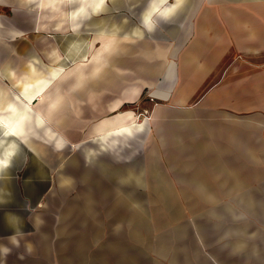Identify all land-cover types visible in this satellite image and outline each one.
Listing matches in <instances>:
<instances>
[{
    "label": "crops",
    "instance_id": "obj_1",
    "mask_svg": "<svg viewBox=\"0 0 264 264\" xmlns=\"http://www.w3.org/2000/svg\"><path fill=\"white\" fill-rule=\"evenodd\" d=\"M98 2L0 0V123L17 126L26 145L0 184L6 264H55L64 210L52 237L41 229L55 208L54 155L68 146L81 153L63 170L83 161L84 178L109 174L133 211H146L144 184L157 186L153 199L218 202L190 224L189 256L170 264H264V0H105L92 15ZM104 36L110 60L89 64L90 41L97 50ZM81 60L88 65L75 66ZM138 100L142 123L120 126L135 120L125 106ZM72 105L79 119H96L82 141L67 137ZM124 146L127 163L114 162ZM142 147L146 183L135 171ZM14 226L24 234L19 248L8 240ZM34 234L46 260L25 250ZM79 246L70 253L81 257Z\"/></svg>",
    "mask_w": 264,
    "mask_h": 264
},
{
    "label": "rangeland",
    "instance_id": "obj_2",
    "mask_svg": "<svg viewBox=\"0 0 264 264\" xmlns=\"http://www.w3.org/2000/svg\"><path fill=\"white\" fill-rule=\"evenodd\" d=\"M121 11L126 10L120 9ZM135 12L139 13V10L135 9ZM107 52L106 50H103V53L100 52L102 53V64L110 60L106 55ZM141 59L136 57L134 64H141ZM125 108L134 109L136 111L135 122L142 123L143 120L138 119L145 111L142 100L126 105ZM66 112L70 116V120L67 121L69 126L66 128L69 140L77 142L87 139L88 137L83 135L82 130L86 127L87 130H91L96 119L88 121L79 119V108L74 105L66 109ZM133 141L131 146L137 147V141ZM88 144L94 145L95 143L89 142ZM147 149L148 146L146 147V158L150 159L149 162H155V158L150 157L151 149L150 151ZM131 150L132 147H122L120 151L122 155L114 159V162L126 164L125 156L130 154ZM143 152L142 147L140 154L135 155L134 159L139 157V162L135 160V171L136 176H142V181L146 183ZM79 153L81 152L78 146L71 148L68 146L60 152L56 151L54 155L55 208L46 211L47 219L41 230L46 236L52 237L54 225L56 231L60 212L64 210L66 220L60 223L62 226L60 241L64 240V243L62 242L63 244H60L62 247L55 252V264H170L173 262L171 257L178 254L183 257L189 256L186 247L190 239V224L193 219H196L195 217L201 218L204 215L207 205L212 206L218 202L153 199L159 196L157 186L148 187L144 184L143 186L138 185V189L144 198L146 211H133L132 206H123V201L115 197L118 192L111 185L112 180L108 178L109 174H102L103 177L95 174L84 178V167H81L84 166L83 161L80 164L77 161L69 171L63 170L66 161ZM115 171L118 175H123L124 169L113 168L114 176H116ZM64 177L67 179L62 180ZM89 186L91 188H88ZM86 188L92 191L90 200L85 198ZM53 213L55 223L52 220ZM35 234L32 239L35 250L30 257L35 260L41 258L46 260L49 254L44 248L41 249L42 238L40 236L37 238ZM78 245L82 251L81 257L70 253Z\"/></svg>",
    "mask_w": 264,
    "mask_h": 264
},
{
    "label": "clouds",
    "instance_id": "obj_3",
    "mask_svg": "<svg viewBox=\"0 0 264 264\" xmlns=\"http://www.w3.org/2000/svg\"><path fill=\"white\" fill-rule=\"evenodd\" d=\"M105 0H99L98 3L90 5L92 9V15L99 14L104 8ZM43 5H37V7H42ZM84 9H79L80 13H83ZM90 18V16L88 17ZM79 27V25H77ZM15 36L13 38H17L22 35L21 32L14 31ZM21 145H25V141L18 134V127L13 124H2L0 123V184H3L5 178L7 177L10 180L9 170L13 167L14 161L16 157L19 155L21 151ZM26 146V145H25ZM59 147V146H57ZM87 159V158H86ZM7 196L10 197L11 193L8 192ZM8 199L0 200V204L7 203ZM19 221V218H16ZM43 221H41V225ZM16 229L15 234L8 238L9 243L16 248L20 247L21 240L24 237V234L14 226ZM26 252L30 255L32 254L34 248L33 245L29 242L24 244ZM12 249L6 245L0 244V264H6V258L11 253ZM25 257L23 254L19 256V259L23 260Z\"/></svg>",
    "mask_w": 264,
    "mask_h": 264
},
{
    "label": "bare ground",
    "instance_id": "obj_4",
    "mask_svg": "<svg viewBox=\"0 0 264 264\" xmlns=\"http://www.w3.org/2000/svg\"><path fill=\"white\" fill-rule=\"evenodd\" d=\"M96 40H97V38H93L90 41L89 50H90L91 55L89 56V58H87L85 60L89 61V64H95V65L97 64V65H99L103 61L100 52H103V50H107L110 47V45H111V39H110V37H107L106 38L104 36V38L102 39V47L99 48L98 50H95L94 49L95 48V44H96ZM83 61L84 60L78 61L75 66H77V65L78 66H80V65H88V63H85ZM39 99H41V100L44 99V96L42 95V93L39 94ZM132 114L133 113L129 112L128 114H124V115L121 114L120 117L123 118L124 120H126L129 117V115H132ZM130 122L134 123L135 120L134 119H131L129 122L128 121H123L122 124H120V126L126 125L127 123H130Z\"/></svg>",
    "mask_w": 264,
    "mask_h": 264
}]
</instances>
